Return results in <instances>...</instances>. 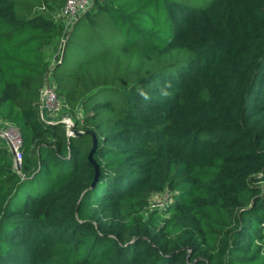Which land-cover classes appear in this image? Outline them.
Here are the masks:
<instances>
[{"label": "trees", "instance_id": "16d2710c", "mask_svg": "<svg viewBox=\"0 0 264 264\" xmlns=\"http://www.w3.org/2000/svg\"><path fill=\"white\" fill-rule=\"evenodd\" d=\"M90 2L0 0V264H264V0Z\"/></svg>", "mask_w": 264, "mask_h": 264}, {"label": "built area", "instance_id": "2783aa9c", "mask_svg": "<svg viewBox=\"0 0 264 264\" xmlns=\"http://www.w3.org/2000/svg\"><path fill=\"white\" fill-rule=\"evenodd\" d=\"M91 5L90 0H65L62 12L66 13L69 18L74 20L82 12L87 10ZM39 119L46 124L64 123L68 134L73 126V122L68 117H56L64 105L58 97L54 86L50 83L48 76L44 78L43 86L40 89L39 99ZM0 142L4 144L12 156L14 167L15 162L20 165L22 158V139L18 128L9 122H0Z\"/></svg>", "mask_w": 264, "mask_h": 264}, {"label": "rangeland", "instance_id": "374dc122", "mask_svg": "<svg viewBox=\"0 0 264 264\" xmlns=\"http://www.w3.org/2000/svg\"><path fill=\"white\" fill-rule=\"evenodd\" d=\"M51 16L53 17H55V18H57V19H61V20H65V21H67V22H70L71 21V19L69 18V16L66 14V13H64V12H53V13H51ZM73 21V20H72ZM71 21V22H72ZM65 113L63 112V113H59L56 117H58V118H61V117H68V116H65L64 115ZM68 118H70V117H68ZM71 119V118H70ZM72 121V120H71ZM162 201H163V198H162V196H160V195H153L152 197H151V204H150V206L151 207H154V206H159V205H161L162 204Z\"/></svg>", "mask_w": 264, "mask_h": 264}, {"label": "water", "instance_id": "95a60500", "mask_svg": "<svg viewBox=\"0 0 264 264\" xmlns=\"http://www.w3.org/2000/svg\"><path fill=\"white\" fill-rule=\"evenodd\" d=\"M70 132H72L73 134H81L82 132L81 131H78V130H73L72 128L69 129ZM95 143H96V140H95V137L93 136V140H92V148L89 152V158L91 159V152L93 151L94 147H95ZM92 160V159H91ZM93 162V161H91ZM94 167H95V171L97 173V166L95 163H93ZM15 168L16 170H19L20 169V165L18 164V162H15Z\"/></svg>", "mask_w": 264, "mask_h": 264}]
</instances>
